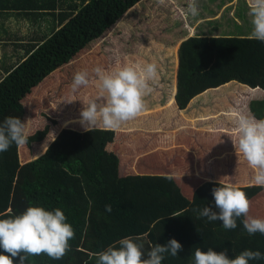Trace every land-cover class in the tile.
<instances>
[{
	"label": "trees",
	"instance_id": "trees-1",
	"mask_svg": "<svg viewBox=\"0 0 264 264\" xmlns=\"http://www.w3.org/2000/svg\"><path fill=\"white\" fill-rule=\"evenodd\" d=\"M39 1L20 9L59 16L60 27L6 67L0 123L8 116L25 122L38 106L50 112L51 126L0 152V219L29 206L59 208L75 237L62 259L40 254L28 264H97V253L128 236L147 239L145 258L155 244L176 239L182 251L165 254L162 264H194L196 248L227 250L229 258L264 253V235H249L243 216L226 230L193 211L217 210L212 189L231 184L246 193L248 215L264 219V186L234 144L241 113L264 119V42L249 39L248 0H196V17L187 13L189 0H79L59 14L56 0ZM105 37L100 51L88 53ZM154 45L163 53L141 57ZM148 63L158 74L143 112L115 130H85L83 105L104 102L93 69ZM80 70L89 84L74 93Z\"/></svg>",
	"mask_w": 264,
	"mask_h": 264
},
{
	"label": "clouds",
	"instance_id": "clouds-1",
	"mask_svg": "<svg viewBox=\"0 0 264 264\" xmlns=\"http://www.w3.org/2000/svg\"><path fill=\"white\" fill-rule=\"evenodd\" d=\"M159 2L164 3V0ZM248 6L252 25L249 39L264 42V0H248ZM187 13L192 17L199 15L196 0H189ZM93 71L98 78L99 96L104 102L90 99L83 105L79 123L87 131L98 125L115 130L138 117L145 109V96L152 91L149 82L158 74L155 63L140 68L124 65L112 71L97 66ZM88 84V71H77L71 90L75 93ZM236 131L234 144L237 150L254 170V183L264 186V119L241 113L236 121ZM27 142V122L19 117H5L0 123V152L7 151L13 144L21 146ZM212 195L218 211L207 206L193 209L198 218L207 217L209 222L221 221L224 229L234 230L237 220L243 216L242 223L249 235L257 232L264 235V219L248 215L250 201L244 191L234 185L223 184L214 187ZM105 211L111 213L112 206L105 205ZM66 221L67 217L61 209L50 211L41 206H29L18 215L0 219V249L8 254L0 253V264H13V257H18V264H28L29 256L40 254L55 260L62 259L70 249L69 241L75 237L72 225ZM179 251H182V245L176 239H170L164 245L152 246L145 258L143 245L128 236L96 256L97 264H162L165 254L176 257ZM251 260H264V253L246 249L229 258L227 250L216 252L211 247L206 252L200 248L194 252V264H249Z\"/></svg>",
	"mask_w": 264,
	"mask_h": 264
},
{
	"label": "crops",
	"instance_id": "crops-1",
	"mask_svg": "<svg viewBox=\"0 0 264 264\" xmlns=\"http://www.w3.org/2000/svg\"><path fill=\"white\" fill-rule=\"evenodd\" d=\"M72 1L79 2V0H56V14L68 9ZM34 2H36L35 4L37 2L41 4L43 1L0 0V54L11 56L15 54L17 49H24L27 52V49H30L32 45H35L45 37L51 25V22H46L47 20L50 21L52 19V23H55L53 31L60 27L59 16L55 17L50 13H27V11L20 9L23 6L32 5ZM9 5L15 10L10 11L7 9Z\"/></svg>",
	"mask_w": 264,
	"mask_h": 264
},
{
	"label": "rangeland",
	"instance_id": "rangeland-1",
	"mask_svg": "<svg viewBox=\"0 0 264 264\" xmlns=\"http://www.w3.org/2000/svg\"><path fill=\"white\" fill-rule=\"evenodd\" d=\"M163 7H165L164 10L165 9L168 10L167 9L168 6L165 5ZM165 12H167V11H165ZM162 14H164V12ZM46 22L47 23H50L51 22V25L49 26L48 32L46 33L45 37L50 36L51 33H52V31H53V29H54V27H55V25H54L55 23L54 24L52 23V19L50 21L47 20ZM157 27H159V26H157ZM168 28H169V26H168ZM173 31L174 30H171L170 33L171 34H174L175 32H173ZM104 39H106V37L103 38L102 40H100V42H97V43L93 44L91 46V49H89L88 53H92V52H95L97 50L100 51L103 48V41H105ZM108 41H109V39H108ZM163 51H164V48L156 47L154 45L153 48H151L149 51H147V54H145L144 51H141L142 52L141 57H146L147 56L146 58L148 59L152 55H154V56H157L158 55L159 56L161 54L160 52L163 53ZM157 53H160V54H157ZM24 54H25V50L24 49H17L15 51V54H13L11 56H4V55L0 54V80L5 76V73H6L5 71L9 67L17 64L22 59V57H24ZM146 61L149 62L148 60H146ZM6 67H8V68H6ZM33 109H36V110L33 113H29L28 114V117L26 118V121H25V122H27L28 135H31V134L35 133L36 131H38V130H44L47 126H51L50 125V122L51 121L49 119L50 112H48L47 109H45L43 107H38V106L34 107ZM70 123H71V121H70ZM68 124L69 123H66L63 127H65ZM63 127H60V128L57 127L56 133L58 132V130H60ZM141 240H142L141 245H143L144 248L147 247L148 246L147 239L146 238H143Z\"/></svg>",
	"mask_w": 264,
	"mask_h": 264
}]
</instances>
